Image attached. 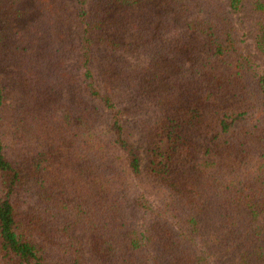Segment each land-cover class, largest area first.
<instances>
[{
  "label": "trees",
  "instance_id": "16d2710c",
  "mask_svg": "<svg viewBox=\"0 0 264 264\" xmlns=\"http://www.w3.org/2000/svg\"><path fill=\"white\" fill-rule=\"evenodd\" d=\"M11 1L0 264H264V0Z\"/></svg>",
  "mask_w": 264,
  "mask_h": 264
},
{
  "label": "rangeland",
  "instance_id": "374dc122",
  "mask_svg": "<svg viewBox=\"0 0 264 264\" xmlns=\"http://www.w3.org/2000/svg\"><path fill=\"white\" fill-rule=\"evenodd\" d=\"M11 0H0V15L2 17V19L0 20V27H5L6 28V37L7 39H10L11 37H17L19 36V31L20 29L26 27L25 25L23 26V22L25 23V19L22 21V22H17V21H12L11 19H5L6 18V12L10 11L11 9ZM31 4H29L30 6ZM33 5V4H32ZM31 5V7H32ZM26 7L28 5H25ZM163 9H158L157 12H161ZM248 9H244L242 11V16H239V14H236L234 15L235 17V22L236 24L238 25V28H239V34L241 35V39L243 41V45L245 47V50L247 52H249L251 55H253L255 58H259L260 57V54L257 53V51L255 50L253 44H252V41H251V31L253 29V26L251 25V22L248 20V17L246 15ZM35 13H33L32 15H34ZM12 15V14H11ZM246 15V16H245ZM36 16V15H35ZM5 19V20H4ZM28 19V18H27ZM4 22V23H3ZM3 23V24H2ZM22 24V25H21ZM27 24V23H25ZM9 29V30H7ZM23 33L24 34H27V30H23ZM195 40H199L200 43H201V47H203V45L205 44V39L206 37L205 36H194ZM126 40H124L125 42ZM262 57V56H261ZM193 58H190L189 61L187 62V65L188 66H191L192 63H193ZM12 80V79H11ZM11 97V96H10ZM12 98V97H11ZM21 126L18 127V125L16 127H14V129L10 132H8L6 135H5V145L7 146V148L9 150H11L13 152L12 156L15 155L17 156V158L23 162L24 159H25V156H26V153L23 151H16L19 146L16 145L15 143V138L14 136L16 137H19L21 136L23 138V143H24V146L25 147H29L30 144H26L25 142V135L22 131H20ZM30 138V137H29ZM136 139L134 142V144L136 145H141V141H140V137L139 138H134ZM204 140H201V142H203ZM145 158V156H144ZM145 165V164H144ZM20 171L23 175V182H22V189L25 191L23 194H16L18 195V200L20 201V203H23V200L25 199L26 196H28V190H30V187H29V170L23 166L20 168ZM32 185V184H31ZM151 197L154 198V195H152ZM152 199V198H151ZM38 243H42L41 241H38ZM53 261L55 263H58V259H55L53 258L52 261L50 262L51 264H53Z\"/></svg>",
  "mask_w": 264,
  "mask_h": 264
}]
</instances>
